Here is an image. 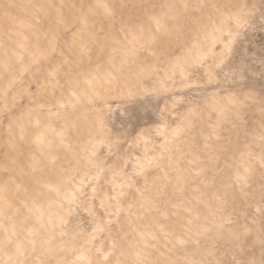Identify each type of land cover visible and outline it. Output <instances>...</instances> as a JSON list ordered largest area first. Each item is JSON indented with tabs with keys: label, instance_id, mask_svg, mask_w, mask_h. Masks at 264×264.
Returning <instances> with one entry per match:
<instances>
[{
	"label": "rangeland",
	"instance_id": "obj_1",
	"mask_svg": "<svg viewBox=\"0 0 264 264\" xmlns=\"http://www.w3.org/2000/svg\"><path fill=\"white\" fill-rule=\"evenodd\" d=\"M0 264H264V0H0Z\"/></svg>",
	"mask_w": 264,
	"mask_h": 264
}]
</instances>
